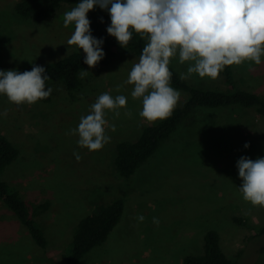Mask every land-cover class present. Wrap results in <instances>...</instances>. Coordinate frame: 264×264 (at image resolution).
I'll return each instance as SVG.
<instances>
[{
	"label": "rangeland",
	"instance_id": "1",
	"mask_svg": "<svg viewBox=\"0 0 264 264\" xmlns=\"http://www.w3.org/2000/svg\"><path fill=\"white\" fill-rule=\"evenodd\" d=\"M15 1L0 0V67L22 70L80 51L67 44L74 25L63 24L64 13L75 5L63 4L50 20L37 24L15 13ZM261 60L260 65L232 66L239 88L264 94V57ZM137 62L120 47L108 65L91 68L80 78L82 85L72 97L62 80L48 81L52 88L48 103L16 105L0 94V113L7 111L0 115V134L19 150L1 178L18 188L30 211L33 205L50 203L35 217L48 241L44 250L19 223L17 233L27 234V242L8 240L12 230L6 223L16 221L11 211L0 208V264H63L77 222L115 197L124 203L120 221L78 264H182L185 256L203 252L210 229L218 231L229 258L240 256L238 264H264V253L259 254L264 236L251 238L264 225V208L244 201L236 167L242 156L264 157V118L239 106L198 109L133 176L121 178L113 165L117 143L137 140L142 127L151 125L139 115L142 103L131 97L133 86L124 83ZM170 65L179 74L188 66L178 57ZM185 80L207 89L226 87L221 74L216 80L195 74ZM117 85H122L119 92ZM104 92L126 96L127 109H120L118 118L107 114L115 131L106 127L110 142L90 152L78 146V136L68 133ZM186 97L180 92L178 105ZM126 110L131 117L124 115ZM74 151L81 156L79 161ZM140 215L143 222L136 220ZM235 216L245 218L249 227L236 225Z\"/></svg>",
	"mask_w": 264,
	"mask_h": 264
},
{
	"label": "clouds",
	"instance_id": "2",
	"mask_svg": "<svg viewBox=\"0 0 264 264\" xmlns=\"http://www.w3.org/2000/svg\"><path fill=\"white\" fill-rule=\"evenodd\" d=\"M107 10L110 25L108 35L122 48H127L133 34L145 41L138 62L135 63L125 84L132 85L131 97L139 99V115L154 124L173 114L180 100V92L171 86L169 65L178 57L187 64L180 74L185 80L192 75L216 80L228 66H241L246 62L260 65L264 57V0H79L75 7L64 13V27L74 25L67 41L84 53L83 63L93 68L104 58L103 39L92 36L87 13L94 8ZM45 68L33 65L30 71L0 70V94L16 105H32L46 99L52 88L46 86L51 78ZM89 71L81 70L84 79ZM122 85H117L119 92ZM127 109V97L100 94L81 116L78 126L69 130L78 136L77 144L88 151H99L110 142L106 127L107 114L121 115ZM7 115V111L0 113ZM131 117V111H125ZM249 144L245 143L244 148ZM76 160L81 156L73 152ZM238 187L244 201L253 207L264 208V157L255 160L242 156L236 163ZM144 216L136 217L143 222ZM153 223L159 220L153 217Z\"/></svg>",
	"mask_w": 264,
	"mask_h": 264
},
{
	"label": "trees",
	"instance_id": "3",
	"mask_svg": "<svg viewBox=\"0 0 264 264\" xmlns=\"http://www.w3.org/2000/svg\"><path fill=\"white\" fill-rule=\"evenodd\" d=\"M78 2L79 0H16L13 10L19 17L30 19L39 24L50 20L63 4L76 6ZM87 17L90 20L92 36L103 39L102 49L105 56L97 66H106L115 56L116 49L121 47L116 39L108 35L106 31L110 25L109 14L107 10L96 7L87 13ZM144 44L145 41L134 33L126 49L138 60ZM83 60L84 53L80 50L44 64L42 67L45 68V75H48L50 80H62L67 94L72 97L74 91L80 89L82 85L79 72L83 69L87 71L91 69L83 63ZM32 66L28 65L24 69L16 71L21 73L30 71ZM169 68L172 72L171 86L186 94L187 97L175 108L171 117L162 121L158 120L151 125H144L137 140L117 143L113 165L115 173L121 178L133 176L140 166L155 153L160 144L167 140L182 122L189 120L198 109L239 106L264 118V94L239 88L232 66L226 67L221 73L226 86L224 90L191 85L186 80L180 79V74L171 65ZM0 70L7 71L2 67ZM48 81H46V86ZM51 99L52 93L48 98L39 101L48 103ZM18 156L19 150L0 134V200L4 207L13 213L17 222L27 229L34 243L44 250L48 241L35 217L48 210L50 203L45 201L33 205L30 211L18 188L1 178L6 167ZM123 208V200L115 197L107 203L97 205L91 214L78 221L73 229L70 251L64 255L63 264H78L89 251L103 244L120 221ZM232 220L236 225L249 227L243 217L235 216ZM259 236H264V225L256 229L251 238ZM263 253L264 246L260 249L259 254ZM239 257L229 258L221 247L218 231L210 229L204 235L203 252L185 256L182 264H238Z\"/></svg>",
	"mask_w": 264,
	"mask_h": 264
},
{
	"label": "crops",
	"instance_id": "4",
	"mask_svg": "<svg viewBox=\"0 0 264 264\" xmlns=\"http://www.w3.org/2000/svg\"><path fill=\"white\" fill-rule=\"evenodd\" d=\"M114 57H115V56H114ZM114 57H113V58H114ZM113 58H112V59H113ZM110 62H111V60H110ZM110 62H109V63H110ZM12 167H13V166H12ZM12 167H10L9 169H11ZM13 168H15V167H13ZM9 169L7 170L8 173H9V171H11V170H9ZM7 171H6V173H7ZM6 173H5V174H6ZM19 174H20V173H19ZM9 177H14V176H12L11 174H9ZM1 207H4V205H3L2 201L0 200V208H1ZM7 211H8V210H7ZM0 212H1V210H0ZM0 215H1V214H0ZM11 215H12V214H11ZM13 217H14V216H13ZM15 221H16V222L13 223L12 225H9L8 223H6V225H7V227H8L7 229H10V228H11V230H12L11 233H9V232L7 231L8 234H9V236H8V240L13 241V242L15 243V242L20 241V238H21V239H23L25 242H27V234H25V233H21V232L17 233V232H18V231H17V230H18V228H17V225H18L17 223H18V222H17L16 219H15ZM16 224H17V225H16ZM19 225H20V224H19ZM9 226H10V227H9ZM43 231H44V230H43ZM44 233H45V232H44ZM30 238H31V237H30ZM30 238H29V239H30ZM15 247H16V246H15Z\"/></svg>",
	"mask_w": 264,
	"mask_h": 264
}]
</instances>
